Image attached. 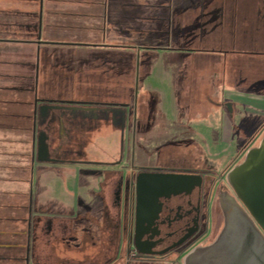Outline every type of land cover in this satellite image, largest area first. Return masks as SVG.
<instances>
[{
	"label": "crops",
	"instance_id": "crops-1",
	"mask_svg": "<svg viewBox=\"0 0 264 264\" xmlns=\"http://www.w3.org/2000/svg\"><path fill=\"white\" fill-rule=\"evenodd\" d=\"M198 1L113 0V6L97 11L85 7L84 12L88 16L96 15V12L107 16L103 25L114 28L115 38L87 41L84 44L72 42L74 47H79V51L86 47L80 45L88 44L121 46L124 43L121 32L126 28L131 31L134 38L127 41L130 44H125L133 48V57L130 59V63L135 65L134 68L132 66L134 76L131 73L134 77L133 88L138 98L142 97L139 105L142 108L139 110L137 106L135 118L131 121L135 127L132 141L136 146L133 151L135 159L139 160L140 170L172 171L159 165V162H179L180 158L171 159L163 154L167 146L176 144L203 145V153L192 160L190 167H213L221 155L232 151V158L235 159L245 147L259 145L264 136V86L261 85L264 81V39H249L250 32L241 22L246 14L235 12L240 10V0H235L234 4L219 0ZM263 1L257 0L256 6L264 5ZM227 4L231 10L228 14ZM43 7L44 0H0L2 24L16 22L12 24L13 32L21 31L28 35L12 37L9 33L12 31L0 29V250L16 253L22 238L20 234L25 230L29 217H33L39 219L41 228L38 244L41 264H49L51 259L61 255L70 256L72 264H91L88 259L95 256L101 257L103 264H113L119 254H115L113 259L103 260L109 246L101 240L106 217H101V214L107 210L113 226L118 230L121 223L117 209L108 199L101 207L92 202L91 195L99 190L96 187L99 184L98 175L106 167L103 164L97 168L95 165L98 164H90L88 161H114L119 153L121 131L118 135L109 134L104 137L109 144L102 146L104 156H98L100 160L62 158L58 156V151L54 154V161L39 162L37 158V136L45 131L49 136V146H52L51 130L45 126L49 125L53 114L59 110L47 101L42 105L36 102L38 96L45 99L52 97L53 89L48 80L53 79L57 68L53 66V59L57 60V57L52 45H49L56 41L51 39L54 24L51 21L44 24ZM45 11H49V8L45 7ZM200 14L211 22V33L230 14L229 31L232 40L226 49V57L218 58L212 51L211 55H205L212 62L215 60L217 64H222V70H189L188 65L191 62L198 63L204 54L198 50L188 52L186 46L193 40L187 43L182 32L185 31L188 17H199ZM161 15L163 21L154 20ZM256 16L260 25L263 22L262 11ZM22 18H27V23L17 24ZM160 28L166 33L164 38L167 41L164 45L152 38ZM176 30L178 35L174 37L173 32ZM242 35L243 39L251 42L249 49L242 44L243 40H239ZM168 41L182 48L178 56L170 52L172 49ZM194 43V49L204 47L202 40ZM43 44L51 48H44L46 46ZM143 48L147 51H140ZM74 55L69 64L76 57L80 66L81 56ZM103 60L101 63L105 72L110 73V76L119 73L123 77L126 68L121 63L108 65L110 61L105 56ZM21 65L23 68H20ZM42 78L47 79L43 85L45 88L42 87ZM255 84H258V88H252ZM204 88L210 90L209 94L202 93ZM154 100L156 109L153 112ZM44 104L53 107L45 126L40 123V108ZM122 104L110 105L121 107ZM207 109H210L207 113L202 111ZM79 110L88 111L89 108ZM138 115L142 124L140 130L136 119ZM150 120H153L151 126ZM38 129L39 133H36ZM152 144L155 145L152 151L145 152L144 145ZM143 156H146V160ZM33 158L37 159L34 165L31 162ZM57 164L58 167H55ZM95 173L98 174L93 175ZM22 219L26 223H22ZM48 225L52 229L51 234L44 233ZM89 225L95 228L96 239L92 238L93 242L84 247L81 254L78 243L89 235ZM66 239H72L71 244L65 246ZM7 242L10 245L4 246ZM79 255L83 256L81 260H77Z\"/></svg>",
	"mask_w": 264,
	"mask_h": 264
},
{
	"label": "rangeland",
	"instance_id": "rangeland-1",
	"mask_svg": "<svg viewBox=\"0 0 264 264\" xmlns=\"http://www.w3.org/2000/svg\"><path fill=\"white\" fill-rule=\"evenodd\" d=\"M161 1V0H160ZM186 3H195L196 0H186ZM198 1V0H197ZM228 2L234 4L235 0H219V2ZM184 2V1H183ZM199 2V1H198ZM211 2V1H208ZM264 2V1H263ZM257 0H240V10H236L235 12L238 13H245L246 15L241 19V22L244 23V28L248 32H250L249 39L256 37L264 39V5L256 6ZM211 4V3H210ZM216 4V2H213ZM228 4L226 5V13H231L230 8H227ZM225 7V5H223ZM257 7V8H256ZM209 8V6H208ZM232 8V7H231ZM262 11L263 14V22L259 25L257 21L256 14ZM204 14V13H203ZM203 14L198 15L199 17L192 15L188 17L187 25L185 27V31L182 32L186 36L187 43L193 40L192 43H189L186 46V49L189 51L191 50H198L203 52V57L201 60H198V63L191 62L188 67L189 70H199V71H213L214 69H221L223 66L220 63H216L215 60L212 62V59L209 56L211 55V51L218 56V58L226 57L228 52L227 47L229 45V41L232 40V35L229 26V16L226 17L225 22H220L218 26V31L215 29L214 33H211V22L209 19H205V15ZM198 18V19H197ZM225 18V17H224ZM224 18L223 21H224ZM26 19L22 18L19 20L17 24H25ZM240 19V17H239ZM202 20V22H201ZM192 21V25L189 26V23ZM16 22L12 23H5L2 24L0 21V29L4 28L9 32L10 36L15 37L17 35L28 36L26 33L20 32H13V25ZM202 25V26H201ZM214 29V28H213ZM157 33V32H156ZM161 33V34H160ZM158 35L159 37L166 36V33L160 32ZM70 34V31H69ZM240 34V33H239ZM173 35L177 37L178 32L177 30L173 32ZM72 36V34H71ZM76 35H74L75 37ZM78 37V36H76ZM213 38V39H212ZM242 44L246 45L249 49L251 42L243 39ZM58 39V40H57ZM63 39V40H62ZM212 39V40H211ZM80 40L78 38H74L73 41ZM164 40H166L164 38ZM202 40L203 46L201 48H195V41ZM70 41L69 38L65 37H56V41L53 43V50L54 54L57 57V60L53 59V66H56L55 76L53 79L48 80L50 82V88L53 89L52 97L50 99H45L42 96H38L36 99L37 104L42 105L45 101L53 104L54 106L58 107L59 110L56 111L49 125H46L45 128L51 130L52 140L51 145L55 147L59 152L58 156L64 158H80L81 160H100L98 156H104L102 153V146L108 143V139L104 138L107 135L112 134H119L120 126L124 124V121L127 120V124H131L132 119L135 118L137 106H141L142 97L138 98L136 90L133 88L134 84V63L129 64L128 57H122L119 55H107L105 53L109 52L107 50L115 51L116 49H109V48H102V47H83V51H79V47H71V46H64L62 44H66ZM59 43V45L55 43ZM163 41H161L162 43ZM207 42V43H206ZM168 45H170L173 56H178L182 50L177 43L173 44V42L168 41ZM46 46L44 48L50 47L48 44H43ZM51 48V47H50ZM78 49V50H74ZM151 50V49H149ZM140 51H147L146 49H140ZM152 51V50H151ZM91 52H101L102 55L97 53ZM87 53V54H86ZM63 54V55H62ZM73 54L74 56H81L86 55L80 61V66L78 64V59L76 57L73 58V63L69 64V60L72 59ZM104 54V55H103ZM104 56L109 59L108 65H114L116 63H121L125 65L123 71V77L121 78L119 73H113V76L108 72H105L103 64L101 60H103ZM68 57V58H67ZM44 60V55H43ZM104 62V60H103ZM215 62V63H214ZM48 64V62H47ZM101 64V66H100ZM44 66V64H43ZM195 66H198L196 69ZM110 68L109 66H107ZM20 68H23L21 65ZM84 71H83V70ZM111 70V69H110ZM133 73V76L131 75ZM47 79L42 78V87L45 84ZM153 82V81H152ZM264 83V81H263ZM261 83L262 86L264 84ZM261 86V87H262ZM260 87V85H259ZM45 88V87H44ZM252 88H258V84L252 85ZM43 89V88H42ZM202 90L203 94H209L210 90L204 88ZM169 94V93H168ZM51 95V94H50ZM170 98V97H169ZM141 100V102H139ZM208 100V99H207ZM122 102L127 106L123 108L127 110V115L125 118V113L122 112L120 114L118 109L121 107H117V105H110V104H119ZM206 102V101H204ZM140 103V104H139ZM204 104V103H201ZM200 104V105H201ZM139 106V110L142 107ZM152 111L156 109V101L152 103ZM82 108H89L88 111H81L79 109ZM210 109L202 110L203 112L207 113ZM125 111V110H124ZM123 116V117H122ZM138 118V127L139 130L141 129V121ZM150 126L153 123V120H150ZM220 123V122H219ZM218 124V123H214ZM219 125V124H218ZM219 127H221L219 125ZM39 128V127H38ZM176 129V128H171ZM177 132V130H175ZM36 133H39V129L36 130ZM172 146V148H171ZM167 146L165 151L163 152L164 156H168L171 159H179L172 161V162H159V165L165 167L167 170H183L187 169L192 165V160L201 156L203 153V145H193V144H176ZM155 145H144L145 152L152 151ZM169 152V154H167ZM62 153V154H61ZM148 155V153H147ZM144 157V156H143ZM137 158V157H136ZM169 158V159H170ZM183 160H182V159ZM146 160V156L143 158ZM142 159V160H143ZM166 160V159H165ZM136 165H138V158L135 160ZM181 162V163H180ZM82 167L83 165H78ZM97 168H100V165H95ZM58 167V164L55 165ZM103 167V166H102ZM170 168V169H168ZM77 208V207H76ZM77 211V209H76ZM105 213V214H104ZM104 213L101 214V217L104 218V227L102 231V242L109 246L108 253L103 256V260L113 259L115 254L121 255L122 252L125 250L124 245V233L123 230H118L113 226V221L109 217V212L106 210ZM103 220V219H102ZM89 230V232H88ZM88 236L86 235L82 242L78 243L79 252L83 251L84 247L86 248L89 244L93 241L91 240L96 239L95 235V228L92 225L88 227ZM92 241V242H91ZM72 239H66L64 244H71ZM68 244V245H69ZM87 244V245H86ZM82 254V252H80ZM80 257L77 260H81L83 256L79 255ZM88 258V256H86ZM52 262L49 264H72V258L70 256H58L57 258L51 259ZM33 264V263H30ZM43 264V263H42ZM45 264V263H44ZM131 264H143L139 263L136 260H131ZM152 264V263H148Z\"/></svg>",
	"mask_w": 264,
	"mask_h": 264
},
{
	"label": "flooded vegetation",
	"instance_id": "flooded-vegetation-1",
	"mask_svg": "<svg viewBox=\"0 0 264 264\" xmlns=\"http://www.w3.org/2000/svg\"><path fill=\"white\" fill-rule=\"evenodd\" d=\"M124 106L127 105L122 104V109H118V112L125 113L126 118L127 110L123 108ZM43 107L49 109L46 118L42 116L40 120L45 126L53 107L48 104H44ZM120 131L121 143L114 161H88L90 164H105L106 167V170L98 175L99 184L96 187L99 190L91 195L92 202L96 204L95 206L101 207L108 199L117 209L121 223L120 230L124 233L125 250L116 260L114 259V263L131 264V260L134 259L143 264H185V258L190 252L199 246L212 244L222 231L224 216L220 208L219 194L228 192L235 197L227 181V175L244 159L247 151L252 147H245L235 159L232 158V151L221 155L219 162L213 164V167L197 166L168 172L140 170L136 165L133 151L136 146L132 141L135 127L132 122L128 125L125 120L120 126ZM49 147L51 159H55L54 154H57V149ZM35 160L37 161L35 158L31 160L33 165ZM141 173L190 175L194 176L195 182L179 192H170L161 196L155 209L146 210L148 214L145 222L139 223L137 182ZM21 222L26 223V220L22 219ZM40 230L39 219L29 217L25 230L23 229L20 234L22 238L19 249L16 253L6 249L0 250V264H41V251L38 248ZM51 231L48 225L44 233L51 234ZM138 241L141 250L137 247ZM8 245L10 242L5 243L4 246ZM88 260L91 264H103L99 256L90 257Z\"/></svg>",
	"mask_w": 264,
	"mask_h": 264
},
{
	"label": "water",
	"instance_id": "water-1",
	"mask_svg": "<svg viewBox=\"0 0 264 264\" xmlns=\"http://www.w3.org/2000/svg\"><path fill=\"white\" fill-rule=\"evenodd\" d=\"M58 108V107H57ZM48 107L40 108L46 118ZM49 136H37L39 162H51ZM235 193L219 194L224 227L216 240L199 246L185 258V264H264V136L258 146L250 148L244 159L227 175ZM194 176L175 173H141L138 177L139 205L137 219L145 222L148 208H156L158 199L194 184ZM140 249V243L137 242ZM141 250V249H140Z\"/></svg>",
	"mask_w": 264,
	"mask_h": 264
},
{
	"label": "trees",
	"instance_id": "trees-1",
	"mask_svg": "<svg viewBox=\"0 0 264 264\" xmlns=\"http://www.w3.org/2000/svg\"><path fill=\"white\" fill-rule=\"evenodd\" d=\"M112 1V3H111ZM47 3V5H46ZM113 0H44V24L51 21L54 24V28L52 30V37L51 39L56 40V37H65L69 38L70 41H73L74 38H78L80 44H84L83 42L87 41H98V40H104V38H111L112 40L115 38V31L114 28L106 27L104 26V19H107V16L104 15V13H101L100 15L98 12H96V15L88 16L85 14L84 9L85 7H91L94 8L96 11L98 9L102 8H108L113 6ZM45 7L49 8V11H45ZM51 10L52 13L50 12ZM109 20V19H108ZM155 21H163V16H157L154 19ZM74 21V22H73ZM69 23V24H68ZM71 25V26H70ZM70 31V34H69ZM157 32V33H156ZM163 32L161 31V28L154 32V36L152 37L154 41L161 42V44L164 45V43L167 40H164V37H159V33ZM72 34V36H71ZM120 34V33H119ZM161 34V33H160ZM45 35L47 37V33L45 32ZM74 35L78 37H74ZM122 36V43L123 45L114 46V45H80V46H88V47H102V48H109V49H116L115 51L107 50L109 52L105 53L107 55H121L122 57H128L129 64L130 59H132L133 54V48L130 46H126V44H130V42H127L132 37L131 31L126 28L125 31L121 32ZM49 37V34H48ZM58 40V39H57ZM63 40V39H62ZM141 40V39H140ZM54 43V42H53ZM53 43H50L49 45L54 46ZM126 43V44H125ZM59 45V43H55ZM64 46H73L74 44L72 42L62 44ZM79 45V44H77ZM155 49H159L161 47H152ZM91 53H97L102 55L101 52H91ZM63 55V54H62ZM104 55V54H103ZM126 65V64H125ZM125 65L123 67L125 68Z\"/></svg>",
	"mask_w": 264,
	"mask_h": 264
}]
</instances>
